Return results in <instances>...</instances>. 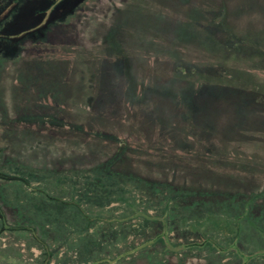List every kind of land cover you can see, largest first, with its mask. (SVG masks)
I'll return each mask as SVG.
<instances>
[{
	"label": "rangeland",
	"instance_id": "rangeland-1",
	"mask_svg": "<svg viewBox=\"0 0 264 264\" xmlns=\"http://www.w3.org/2000/svg\"><path fill=\"white\" fill-rule=\"evenodd\" d=\"M41 1L0 0V174L6 176L0 178V213L6 224L35 228L56 250L44 264H90L98 255L112 264H210L193 254H164L162 246L124 253L118 262L114 254L131 236L118 232L136 226L116 219L125 216L126 205L103 207L110 195L106 177L92 175L98 184L85 193L92 203L75 197L80 206L49 223L45 209L65 211L64 204L47 200L44 207L48 191L34 182L31 192L16 168L64 171L54 181L60 186L50 190L59 197L72 186L74 169L102 167L127 151L114 166L143 178L245 199L262 192L264 0H82L74 17H58L62 22L49 31L43 24L51 15L76 1L51 12ZM41 7L44 14L35 18ZM21 41L19 53L5 55ZM111 136L128 149L119 151ZM256 203L257 214L264 213V193ZM199 213L203 219L193 228L232 229L230 219L222 217L221 224L212 211ZM107 225L117 233L103 239ZM10 235L0 236V264H13L10 257L14 264H25L22 258L43 264L44 252L30 232ZM15 236L18 243L8 241ZM172 237L174 244L185 242ZM127 242L128 250L141 245ZM93 243V257L77 254L68 261L65 252L85 255Z\"/></svg>",
	"mask_w": 264,
	"mask_h": 264
},
{
	"label": "trees",
	"instance_id": "trees-1",
	"mask_svg": "<svg viewBox=\"0 0 264 264\" xmlns=\"http://www.w3.org/2000/svg\"><path fill=\"white\" fill-rule=\"evenodd\" d=\"M74 1L76 2L73 6H64V9L61 13H58L56 17L55 14H52L49 23L43 24L45 27L44 30L46 29L45 31H49L55 23L59 24L62 20L65 22L71 17H74L76 15L77 7H81L80 5L82 4V0H71V2ZM79 2H81L80 5L78 4ZM63 3H65V1ZM63 3L60 6H62ZM41 10L42 7L38 13H35L37 16H35V18L42 17L41 15L44 14V12H41ZM84 10L86 14L90 11L88 8ZM60 16L62 20L59 19V22H57V18ZM42 31L43 27L37 29V36L42 35L44 33H41ZM21 47L22 41L18 43V47L12 48L16 49V52L12 53L6 49V54H4L7 56L17 54V52L19 53V49L21 50ZM47 119L48 117L44 118L45 121ZM64 125H66V122ZM68 125L69 123L65 127H70V129L73 130L79 128L77 125ZM110 138L117 141V144H119V151L124 152L128 149L127 144L123 140L122 143H119L121 141L119 137L111 136ZM126 152L127 151L121 155L117 153L114 158L110 159L102 167H99L101 166L99 165L92 168H84L82 170L74 169L71 172V176H73L72 186L67 188L65 191L59 193L57 192L58 194L61 193L60 195L56 194V196L59 197H53L50 190L53 186L56 187L55 185L60 186L59 183H55L54 181L58 179L61 180V176L64 174V171L45 169L38 170L34 168H28L26 170L23 166H17L16 170L19 169L22 176L18 180L22 181L24 185H27L31 192L36 190L37 185L42 186L43 189L48 191L46 193L49 195V198L46 195L43 196L45 201L42 202V205L44 207L47 200L51 202L57 201L59 205L64 204V208H66L65 211H60L56 208H49L48 210L45 209L46 214H52L51 218H47V222L50 223L53 221V218L55 220L62 218L61 215L66 214L70 208L80 206V203L75 201V197H90L85 195V193L90 194V190H93L94 186H97L98 184L96 181H93V174H102V176L106 177L102 180L105 182L106 187L104 188H107L110 195L107 202L103 204V207H110L111 209L114 208V210H118V208L122 209L126 205L127 213L125 216L115 218L117 221L123 223L122 225L131 224L136 226L133 232L129 230L125 231L123 228L122 231L118 232L119 235L121 233H123L124 236H127V234L131 235L130 238L125 237L124 240L122 239L123 244L121 249L116 251L114 254V258L118 262H120V260H122L125 256H130L133 251H141L140 253H142V251L146 250L145 248H147V246L151 248L155 246H162L164 254H193L207 259L210 264H264V216L262 218L260 217L264 213L260 215L257 214L260 208L256 203V200H259V198L262 197L264 190L260 193H253L251 197L245 199L239 194L227 191H207L198 193V191H192L191 189L188 190L183 186H178L172 182L143 178L130 174L114 166L116 163L118 164V162L123 163L125 161L124 155ZM5 177L6 176L3 174H0V178L5 179ZM9 177H11V175H9ZM6 180L10 181L11 179ZM34 182L39 184L33 185ZM91 183H93V185L89 186ZM109 183L111 186L108 185ZM235 196L237 198L234 200ZM238 197L243 199L238 200ZM67 198L71 199L68 200ZM92 201L93 200L91 199L89 202L92 203ZM204 209L208 212L212 211V217L214 215H219L220 220L218 222L221 224H225L221 221L222 217H224L227 222L230 219L231 224L233 225L232 229L227 231L225 229H208L206 227L193 228L192 224H199L197 221L193 223L194 220L203 219L202 215L200 219H198V217L200 215L199 211ZM189 210L192 211L191 215L186 214ZM55 216H58L59 219L55 218ZM0 219L2 222L0 227V236H5L6 233H10V236L12 237V235L14 236L15 231L17 232L22 230L30 232L31 237H29V239H37L39 249L44 252L40 255L42 261L49 260L56 252L55 249L53 250L52 247L48 246V244L43 241L44 239H39V235L35 228L31 226L15 227L7 225L4 211L0 213ZM114 226H117V224ZM106 229L107 230H104L101 233V236L110 232L117 233L116 228H110L109 225L106 226ZM243 229L246 230L244 234ZM175 233L180 238H184L181 241L185 242L181 244H174L172 236ZM193 234H195L194 237L188 236ZM106 237V235L102 236L103 239ZM12 238L8 239V241L11 243L14 242V244L18 243L19 240L16 236L13 241ZM129 240H131V242L133 240L138 242L142 241L139 243L141 244L140 246H135L132 250H128L130 246L127 241ZM162 249H160V251H162ZM164 249H166V251ZM83 250L85 252V249ZM97 250V243H93L92 249L90 251L87 250L85 255H81L79 250H75L73 253L65 252V254L67 255L68 261H70L71 259H74L77 254V256L81 259L82 257L87 256L91 258L94 256L93 254L97 253ZM124 253H127V255ZM98 256L99 257L93 259V262L90 264H112L109 257L103 256L101 258L100 255ZM3 258L4 257L0 255L1 261H3ZM16 260H13V257H10L6 261H12L14 264ZM22 260L25 264H29L26 262L25 258H22L21 262Z\"/></svg>",
	"mask_w": 264,
	"mask_h": 264
},
{
	"label": "flooded vegetation",
	"instance_id": "flooded-vegetation-1",
	"mask_svg": "<svg viewBox=\"0 0 264 264\" xmlns=\"http://www.w3.org/2000/svg\"><path fill=\"white\" fill-rule=\"evenodd\" d=\"M21 1V0H20ZM50 1V4L48 5V7H50V10L48 11V12H51L55 7H57V5L59 4V3H61L62 2V0H49ZM64 1H66V0H64ZM47 7V8H48ZM46 11H47V9H46ZM39 11H37V13H38Z\"/></svg>",
	"mask_w": 264,
	"mask_h": 264
},
{
	"label": "crops",
	"instance_id": "crops-1",
	"mask_svg": "<svg viewBox=\"0 0 264 264\" xmlns=\"http://www.w3.org/2000/svg\"><path fill=\"white\" fill-rule=\"evenodd\" d=\"M41 2H43L44 4H48V5L50 4L49 0H42ZM63 2H64V0H62V2L57 5V7L60 6ZM37 11H38V9L36 10V12Z\"/></svg>",
	"mask_w": 264,
	"mask_h": 264
}]
</instances>
